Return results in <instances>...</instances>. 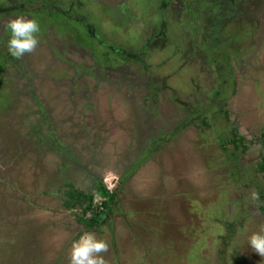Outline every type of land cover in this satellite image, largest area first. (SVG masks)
Instances as JSON below:
<instances>
[{"label":"rangeland","instance_id":"1","mask_svg":"<svg viewBox=\"0 0 264 264\" xmlns=\"http://www.w3.org/2000/svg\"><path fill=\"white\" fill-rule=\"evenodd\" d=\"M88 1L47 4L75 5L95 36L46 8L21 59L4 26L31 16L0 19V264H69L85 232L109 242L108 264H264L248 245L264 229V0H168L163 15V0ZM203 19L216 21V64L196 47ZM99 43L145 64L113 48L96 64ZM100 185L118 204L85 228ZM73 189L92 210L64 207Z\"/></svg>","mask_w":264,"mask_h":264},{"label":"flooded vegetation","instance_id":"2","mask_svg":"<svg viewBox=\"0 0 264 264\" xmlns=\"http://www.w3.org/2000/svg\"><path fill=\"white\" fill-rule=\"evenodd\" d=\"M38 0H31V1H29V0H23V1H21V2H19L18 4H13V0H0V19H3V17H5V16H9V15H5L6 13H9L8 11H10V10H13L12 12H15V11H17L18 13L19 12H21V13H24V14H28V16L30 17L31 16V18H33V17H35V16H38L39 14H36V13H40V12H42L43 13V15L44 16H48L49 14H50V11H47V13H45L46 12V8H49L48 10H54V11H57L59 14H61L63 17V19L67 22V20H71L72 22H75L76 24H78L80 27H82V29L84 28L85 30H87L88 32V34H90L92 37L93 36H95L96 34H95V32L93 31V27H94V25H93V23H91V24H87L86 23V21L84 20L86 17H84L83 15L84 14H82V13H80L81 15H82V17L80 16V17H78L79 16V14H78V12H79V9H78V11H77V13H75V14H72L73 13V9H74V7H75V5H73V6H68V4H66V3H64V2H61L62 4H58V6L56 5V4H53V2H50V4H47L48 2V0H40L39 2H37ZM50 1V0H49ZM51 1H54V0H51ZM88 1V0H87ZM91 1V0H90ZM8 2H9V4H8ZM89 2V1H88ZM80 3V2H79ZM168 3V0H163L161 3H160V6H159V10L161 11V13H162V15H163V11H164V9H165V6H166V4ZM4 4H8V6H4ZM208 6H209V11H205L204 10V8L203 9H201L202 10V12L201 13H207V15H209L210 14V11L213 9L214 10V8H216V6L213 4V3H208L207 4ZM47 6V7H46ZM65 6V7H64ZM11 7H13V9H10ZM66 7L67 8H69V7H71V9L69 10V9H66ZM79 8H81V7H79ZM6 9H8V10H6ZM190 10H189V12H187L188 13V15H185V17H184V21H187V20H189V21H192L193 22V20H190L191 19V17H190V14H192V15H196L197 14V12H198V9H199V7H197V8H195V7H193V8H189ZM69 11H72V12H69ZM21 13H19V14H21ZM211 13H213V12H211ZM214 13H216V11L214 12ZM213 13V14H214ZM40 17V16H39ZM163 18V20H162V27L161 28H165V20H164V16L162 17ZM205 21H207L206 19H203V22H201V27L199 28L200 30H201V33H202V38H203V40H198L199 42L200 41H204L205 43H204V45L202 46V47H198V46H196L197 48H198V50H200V53H201V51H202V58H203V62H205L206 64H207V62H208V64L211 62L212 64H216V59L214 58V57H212V56H209L210 55V53L209 52H211L212 50L213 51H215L216 52V25H215V20H212V21H210V23L207 25L206 23L207 22H205ZM198 24V23H197ZM196 24V22L194 21V27L197 25ZM211 25H212V27H211ZM196 28V27H195ZM196 30V29H195ZM215 33V34H214ZM158 35L159 34H157L156 36H154V37H152V39H150V40H146L145 42H144V44H154V43H156V41H155V39L158 37ZM99 45L100 46H102L101 48H103V50L102 51H100L101 53H99L98 54V60H94L93 62H95L96 64H101V63H103L105 60H106V57L108 58V55L107 54H109L108 52H110V49L111 48H113L112 50H113V52H116V53H118V55H115L116 56V59L118 58V59H120V61L119 62H122V59H124V57L126 58H128V56L130 57V59L135 63V61L137 60V58H138V56L140 57L137 61L138 62H142V63H144L145 64V61L142 59L143 57H141L142 56V52H143V50H142V52L140 51V52H137V50H130L131 52H129V51H126V49H123V50H121V49H116L115 47H111V48H109V45L107 44V46L106 45H102L101 43H99ZM104 46H106L105 48H104ZM214 52V53H215ZM120 53V54H119ZM141 53V54H140ZM8 55H10L9 53H8ZM100 55V56H99ZM123 55V56H122ZM11 56V55H10ZM0 57H1V54H0ZM12 57V56H11ZM120 57V58H119ZM96 58V57H95ZM212 59V61H209V59ZM116 59H114V60H116ZM195 59H198V58H195ZM97 61V62H96ZM92 62V61H91ZM106 62H107V60H106ZM2 63H4V65L6 64V57H5V60L2 62ZM11 64H13V62L11 61ZM136 64V63H135ZM7 80V79H6ZM153 83L152 84H154L155 83V81H152ZM147 83V82H146ZM7 85H9V83L7 84ZM150 87V89H155L156 88V84L155 85H153L152 87L150 86V85H148V87L147 88H149ZM12 90V89H11ZM151 91V90H150ZM147 92V91H146ZM146 98V97H145ZM8 103V102H7ZM157 131L158 132H160L161 131V129H157ZM172 133H174L173 131L171 132V134ZM168 136H165V138H164V136H160V138H159V142H162L163 140H166V138H167ZM155 140H153L152 138H151V140L148 142L149 143V146L152 144V142H154ZM161 144V143H160ZM103 184V183H102ZM107 189V188H106ZM108 190V193H109V195L111 194V196H112V199H110V208L113 210L114 208H115V205H117L118 203H116V201L118 200V193H116L115 192V190L113 191H110L109 189H107ZM110 214L111 213H109L108 214V217L107 218H104L103 219V221L105 222L107 219H109V216H110ZM79 223V222H78Z\"/></svg>","mask_w":264,"mask_h":264},{"label":"clouds","instance_id":"3","mask_svg":"<svg viewBox=\"0 0 264 264\" xmlns=\"http://www.w3.org/2000/svg\"><path fill=\"white\" fill-rule=\"evenodd\" d=\"M9 34L8 53L14 59H21L25 54L35 52L40 43L41 31L39 21L35 18L16 16L4 26ZM251 200L255 204L260 201V194L253 192ZM248 245L261 258H264V229L253 233L248 238ZM109 250V242L98 239L94 232H85L78 241L73 242L69 264H108L104 253Z\"/></svg>","mask_w":264,"mask_h":264},{"label":"trees","instance_id":"4","mask_svg":"<svg viewBox=\"0 0 264 264\" xmlns=\"http://www.w3.org/2000/svg\"><path fill=\"white\" fill-rule=\"evenodd\" d=\"M262 170H264V166H261ZM70 188L72 187L69 185ZM98 191L101 195L107 196L106 199L102 200L101 202V210L93 211V195L86 194L81 190L73 189L71 190V193L68 192L66 194V198L64 197L63 204L66 209H72L77 203L86 201L84 211L92 210V216L89 219L84 218V216L77 217V221L84 225L85 228L92 227V226H98L104 218L108 217V214L110 213L111 208L110 206V199H112L111 194L109 195L108 190L104 185H100L98 188Z\"/></svg>","mask_w":264,"mask_h":264}]
</instances>
